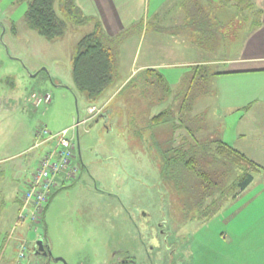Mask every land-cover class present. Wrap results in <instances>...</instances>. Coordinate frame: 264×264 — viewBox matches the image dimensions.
Masks as SVG:
<instances>
[{
    "label": "rangeland",
    "instance_id": "374dc122",
    "mask_svg": "<svg viewBox=\"0 0 264 264\" xmlns=\"http://www.w3.org/2000/svg\"><path fill=\"white\" fill-rule=\"evenodd\" d=\"M30 1L0 0V156H14L1 166L8 172L5 180L19 181V196L25 188L22 180L30 178L41 152L32 149L34 131L45 127L57 133L69 128L74 119L87 116L88 105L113 95L107 104L108 121L105 117L79 127L74 140L77 178L53 191L40 224L29 219L17 223L15 206L5 201L0 264L6 260L119 264L126 258L133 264H264V219L255 223L256 207L242 219L234 217L233 205L225 210L240 170L231 165L219 168L213 141L223 125L228 129L230 119L217 110L212 80L196 77L189 88L191 68L183 64L197 55L207 57V50L191 53L180 36L170 35L169 26L182 23V18H163L175 9L174 1L147 0L149 17L142 42V24L115 38L113 80L94 100L75 88L71 60L95 24H75L64 13L62 0H54V12L64 28L60 37L47 40L26 25ZM248 4V0L238 3L236 18L230 17V6L222 13L224 18H213L208 9L212 17L205 21L210 26L225 21L220 35L214 30L208 46L203 44L209 59L264 55V50L245 49L252 26L259 21ZM252 4L258 10L263 3L252 0ZM133 58L159 67L153 78L140 74L123 85L125 68ZM159 77L157 84H149ZM206 90L210 94H202ZM45 94L50 102L35 107L31 96ZM163 112L168 114L162 123L152 125V117ZM186 159H195L197 170L210 175L205 186L202 178L184 168ZM255 181L253 186L260 187V178ZM254 201L264 202V193ZM23 240L27 254L19 260L17 247ZM37 240L48 246L49 257L34 254Z\"/></svg>",
    "mask_w": 264,
    "mask_h": 264
},
{
    "label": "crops",
    "instance_id": "0c3cea01",
    "mask_svg": "<svg viewBox=\"0 0 264 264\" xmlns=\"http://www.w3.org/2000/svg\"><path fill=\"white\" fill-rule=\"evenodd\" d=\"M171 1H174L175 9L173 11L170 10L173 13H166L163 18L169 16L170 18H182V23H173V26H169V33L171 36H174L172 34L180 36L183 42L185 41L184 43H186L184 46L185 50L191 53L193 50H196V52L207 50L208 52V44L206 43V41H209L208 34L213 35L215 33L214 30L217 31L216 33H219V29L224 28L225 21L222 23L217 21L215 22V26H210L205 21L212 17L210 16V10L212 12L211 14L214 15L213 18H224L222 13L224 12L225 14L226 9L230 6L229 8L232 10L227 9L230 17L236 18V7L232 6V3L236 0H229L228 4L223 5L220 2L225 0ZM189 1L197 3L200 11L196 12H199L198 14H201L205 20L196 22V24L193 16L191 17L188 11L183 9V3ZM74 3L85 16L94 19L100 24L101 31L105 36L113 37L126 31L135 24H142L139 30V43L144 40L147 33L145 24L149 17L147 0H74ZM262 3L260 8L262 13L261 26L255 30H250V37L245 44L246 50H264V0H262ZM184 6L188 8L186 3ZM209 8L210 10H208ZM157 13L155 10L152 12L151 15L154 19ZM239 24L240 22H238ZM198 35H201V38H197ZM203 44L207 46L205 47ZM207 52L205 53L207 57L204 58L197 55L195 59L183 65H187L191 69L194 66L206 65L209 67L210 72L214 74L210 80H212L214 87L213 95H215L219 102L217 110H219L220 114L230 119L228 129L223 125L221 132H219L220 134H217V139L237 150L261 168L259 172L254 174L249 186L243 191L238 192L231 199V204L225 207V210L233 205L234 217L237 216L242 219L243 215L248 216V211L251 213L254 207H256L255 223H257L264 219V202L257 204L254 201L259 195L264 193V55L250 56V58L246 59L233 58L232 60H224L218 58L209 59L210 56ZM129 63V66L125 68L126 78L124 79L123 85L130 83L145 70H155L154 68L159 67L145 59L139 61V58H133ZM226 65L229 68H218L219 66L224 67ZM112 95L102 98L98 104L88 105L102 108V112L91 122L97 123L105 117L108 121L107 117L109 113L107 111V104L111 102ZM47 148L48 146L41 147L38 159H35L36 165ZM13 157V155L7 158L0 156V216L6 206L5 201L8 200L12 206H15L16 218L22 196V193L20 196L18 195L17 182L19 184V181L14 178L12 180H5L8 172L3 170V166H1L2 162H6ZM11 170H13V167ZM256 178H260V187L253 186ZM27 181H25V178L22 180L23 187H25ZM1 242L2 236L0 229ZM5 264H9V262L6 260Z\"/></svg>",
    "mask_w": 264,
    "mask_h": 264
},
{
    "label": "trees",
    "instance_id": "16d2710c",
    "mask_svg": "<svg viewBox=\"0 0 264 264\" xmlns=\"http://www.w3.org/2000/svg\"><path fill=\"white\" fill-rule=\"evenodd\" d=\"M241 1L242 0L234 1L232 6H235V9L237 10L239 8L238 3ZM248 1L249 4L247 5V9L251 11L254 10L253 15L257 16L259 19V21L255 22L252 26L251 30H255L261 26L262 13L260 9H254L252 0ZM53 2L54 0H31L28 3L25 13L26 25L29 28L36 30L47 40H54L60 37L64 28V22L59 19L54 12ZM222 2L223 4H228L229 0ZM185 3L188 8L184 6ZM185 3H183V9L187 10L191 17L193 16L194 22L196 21L198 23L205 20L201 14H198L199 12H196L200 11L196 2L189 1ZM62 9L64 10L66 16L72 19L75 24L86 25L89 22L95 24L94 31L81 38L71 60L72 77L75 88L77 91L85 93L89 100H94L113 80L116 69V54L112 45H114L113 41L119 34L113 37L105 36L101 31L100 24L94 19L85 16L80 9L77 8L74 0H62ZM208 36L210 37L211 34H208ZM154 73L155 70L148 69L142 72L141 75L144 74L149 78H153ZM189 74L193 77L190 81V89L193 87V82H196V77L201 78V81L208 82L214 75L210 72L209 67L206 65L192 67ZM159 81H161V77L158 78V81L149 84H157ZM204 93L210 94L208 90H206V92H202V94ZM167 114V112H163L152 117L150 121L151 124L155 125L162 123L164 119L163 117ZM213 142L216 144L215 155L218 157V161L215 160L214 162L218 164L219 168L225 170L226 166L231 165L240 170L238 180H235L232 184L233 192L229 194V198H233L238 192L243 191L247 186H249L253 180L254 174L259 172L261 168L256 163L249 160L243 154L222 141L216 140ZM180 155L181 157L184 156L183 153ZM196 163L195 159H186L183 161V166L185 169L194 173L195 176L202 178L204 182L203 185L205 186L210 175L197 170ZM223 174V172H219V176L223 177ZM41 222L42 219L39 224ZM129 264H133V262H129Z\"/></svg>",
    "mask_w": 264,
    "mask_h": 264
},
{
    "label": "built area",
    "instance_id": "2783aa9c",
    "mask_svg": "<svg viewBox=\"0 0 264 264\" xmlns=\"http://www.w3.org/2000/svg\"><path fill=\"white\" fill-rule=\"evenodd\" d=\"M31 99L35 107L50 102L48 94L40 97L32 95ZM101 112L102 108L88 106L86 108L87 116L83 119L77 117L69 128L57 133H51L45 127L35 130L32 149L44 146H48V148L26 182L21 196L17 223L26 219H29L33 224L39 223L53 191L77 178L79 170L74 162L76 160L74 140L78 135L79 127L93 121ZM17 223L14 227H17ZM26 251L27 247L23 240L17 247V258L23 260L26 257Z\"/></svg>",
    "mask_w": 264,
    "mask_h": 264
},
{
    "label": "water",
    "instance_id": "95a60500",
    "mask_svg": "<svg viewBox=\"0 0 264 264\" xmlns=\"http://www.w3.org/2000/svg\"><path fill=\"white\" fill-rule=\"evenodd\" d=\"M34 254L36 256H42V257H49L51 255L48 246L44 245L42 240H37L35 242V252H34ZM56 260L62 261V259H56Z\"/></svg>",
    "mask_w": 264,
    "mask_h": 264
},
{
    "label": "flooded vegetation",
    "instance_id": "af4514ba",
    "mask_svg": "<svg viewBox=\"0 0 264 264\" xmlns=\"http://www.w3.org/2000/svg\"><path fill=\"white\" fill-rule=\"evenodd\" d=\"M129 262H131L128 258H126L125 260L121 261L119 264H129Z\"/></svg>",
    "mask_w": 264,
    "mask_h": 264
}]
</instances>
